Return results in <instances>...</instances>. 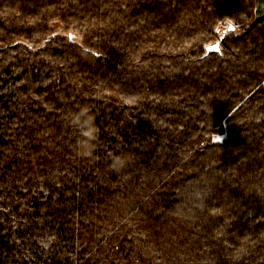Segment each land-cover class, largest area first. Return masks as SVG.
Wrapping results in <instances>:
<instances>
[{
    "label": "trees",
    "instance_id": "obj_1",
    "mask_svg": "<svg viewBox=\"0 0 264 264\" xmlns=\"http://www.w3.org/2000/svg\"><path fill=\"white\" fill-rule=\"evenodd\" d=\"M0 264H264V0H0Z\"/></svg>",
    "mask_w": 264,
    "mask_h": 264
},
{
    "label": "clouds",
    "instance_id": "obj_2",
    "mask_svg": "<svg viewBox=\"0 0 264 264\" xmlns=\"http://www.w3.org/2000/svg\"><path fill=\"white\" fill-rule=\"evenodd\" d=\"M71 123L77 126L79 137L76 140L74 150L83 157H91L94 151V142L97 139L98 129L95 125V118L88 106H81L78 111L72 113ZM129 161L121 156L112 158L111 167L116 171L123 169Z\"/></svg>",
    "mask_w": 264,
    "mask_h": 264
},
{
    "label": "rangeland",
    "instance_id": "obj_3",
    "mask_svg": "<svg viewBox=\"0 0 264 264\" xmlns=\"http://www.w3.org/2000/svg\"><path fill=\"white\" fill-rule=\"evenodd\" d=\"M64 34H66L70 39L72 40H79V37L77 35H75L74 33L72 32H64Z\"/></svg>",
    "mask_w": 264,
    "mask_h": 264
},
{
    "label": "snow or ice",
    "instance_id": "obj_4",
    "mask_svg": "<svg viewBox=\"0 0 264 264\" xmlns=\"http://www.w3.org/2000/svg\"><path fill=\"white\" fill-rule=\"evenodd\" d=\"M232 30H234V29H232ZM210 50H211V49H210ZM215 50H216V51H219V48H216ZM217 139H219V137H217Z\"/></svg>",
    "mask_w": 264,
    "mask_h": 264
}]
</instances>
